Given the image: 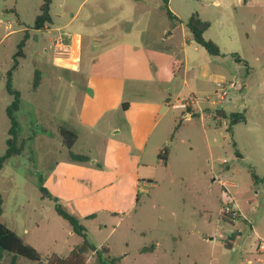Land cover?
<instances>
[{
    "label": "rangeland",
    "instance_id": "obj_1",
    "mask_svg": "<svg viewBox=\"0 0 264 264\" xmlns=\"http://www.w3.org/2000/svg\"><path fill=\"white\" fill-rule=\"evenodd\" d=\"M42 3L43 0H0V75L6 77L5 71L11 69L23 38L21 32L8 33L21 28L35 31L33 25ZM52 3L54 24L48 31L32 32L24 47L25 57L17 58L20 64L13 72V87L21 93V106L15 114L21 153L11 157L0 172V192L4 199L0 222L40 253L41 264L54 257L68 258L81 239L57 214L54 202L43 197L40 187L45 185L54 164L69 161L70 151L86 150L83 138L76 150H69L60 133L62 128H77L76 116L86 92V76L82 66V73L72 72L73 67L61 61L76 57L66 48L64 37L54 42L50 38L58 34L53 29L65 26L73 14L79 15L75 26H81L79 19L97 9L99 13L94 21L109 26L127 4L123 0H52ZM65 4L70 9H65ZM147 5L149 17L136 22L139 28L147 26L155 39L160 38L161 31L173 25L167 17L170 5H163L162 0H150ZM171 8L182 16H191L198 9L210 20L216 18L210 9L203 11L198 0H172ZM212 22L210 35L215 37L219 34V24ZM10 24L13 28L6 29ZM72 27L63 32H69ZM187 35L191 36L190 31ZM184 41L176 36L167 42L149 39L148 43L181 46L182 52L176 50L173 63V70L177 71L186 55L192 66L201 62L203 50L199 47L197 51L195 43ZM57 52L62 54L56 55ZM235 52L249 58V70L243 69L234 76L223 62L218 73L226 76L227 83L223 88L214 84L218 94L198 95L193 116L186 112L191 106L169 112L151 140V149L146 154L149 166L142 173L146 183L137 196L129 182L120 192L106 186L97 193L81 194L82 200L87 198L86 203L101 205L96 217L80 221L89 240L99 246L98 250L108 248L109 254L104 255L108 261L117 258L114 264H264L259 260L264 257V251L261 252L264 245V39L252 35L249 46L240 43ZM83 53L82 65L87 59L85 48ZM257 54L261 56L258 58ZM55 58L60 68L54 65ZM37 72L41 83L34 90ZM177 81L183 85L182 75ZM188 81L193 82L192 75ZM231 82L242 88L230 87ZM11 102L12 96L1 89L0 154L7 149L10 120L4 108ZM233 113L242 114L245 121L231 125ZM179 120L182 123L173 133V124ZM162 135L167 136L163 142ZM166 148L164 164L158 156ZM227 202L232 211L229 214ZM62 205L73 212L69 205ZM157 244L151 254V247ZM85 260L87 264H99L95 252H88ZM0 264L37 263L3 251Z\"/></svg>",
    "mask_w": 264,
    "mask_h": 264
},
{
    "label": "crops",
    "instance_id": "obj_2",
    "mask_svg": "<svg viewBox=\"0 0 264 264\" xmlns=\"http://www.w3.org/2000/svg\"><path fill=\"white\" fill-rule=\"evenodd\" d=\"M123 1L127 3L125 10L121 5H115L116 8L121 6L123 11L113 24L107 26L95 22V14L99 13L97 9L79 19L81 26H75L79 15L73 14L71 21L65 26L53 29L58 34L50 38L54 42L64 37L66 48L70 52L72 50L76 57L62 58L61 61L69 63L74 69L72 72L82 73V66L86 76L87 88L76 116L77 128L71 129L78 136L72 149L76 150L77 143L82 138L86 143V150H76L73 153L90 157V162H73L69 158L67 163L54 164L44 188L62 203L69 205L72 214L80 219L90 220L92 218L88 217L91 215L96 217V211L101 208V205L86 203L87 198L82 200L81 194L97 193L100 192L99 189L107 188L106 186L120 192L125 188L126 182H129L137 196L146 183L142 173L149 166L146 154L151 149L153 136L170 111L182 110L173 105L187 103L194 112L193 105L198 102V95L218 94L219 89H214V84L217 88H223L227 83L226 76L218 73L223 62L227 71L234 76L240 75L243 69L249 70V58L235 52L238 45L243 43L249 46L252 35H260L264 39V0H198L203 11L210 9L215 14V20H210L201 10H196L203 21H209L210 27L204 36L217 44L221 55L210 56L204 48L195 44L197 51L199 47L203 50L201 62L192 66L186 55L184 61L182 57L181 68L174 71V57L177 49L182 52L181 46L151 45L148 40L167 42L181 36L194 44L192 34L187 35L189 30L186 22L190 16H182L171 8L172 0H162L163 5L165 2L168 7L170 5L169 9L178 21L172 20L173 25L161 31V37L165 38L155 39L147 26L139 28L136 22L137 19L149 17L150 8L147 3L150 0ZM65 9H70V6L65 4ZM163 13L166 14L164 9ZM238 13L241 16L239 20ZM51 17L53 18L52 14ZM212 21L219 24V34L215 37L210 35L214 25ZM51 24H54V19ZM51 24H47L41 31H48ZM69 26H73L72 29L64 33L63 29ZM11 27L13 28L10 24L6 29ZM25 31L30 32V37L32 32H41L21 28L8 34L21 32L24 37ZM7 36L6 34L4 38ZM84 48L87 59L82 65ZM260 56L261 54H257L258 58ZM57 59L55 58L54 65L60 68ZM179 75H182L183 85L177 81ZM190 75L193 77L192 83L188 81ZM0 79V90L6 89V77L0 75ZM235 86L237 87V83H230V87ZM239 88L242 86L237 87ZM123 104L128 105L126 109ZM7 106L4 108L5 113ZM175 126L173 124V133ZM161 137L162 142L167 139L165 135ZM132 206L133 204L130 208ZM156 247L158 244L152 246L149 252L152 254ZM262 254L264 256V252Z\"/></svg>",
    "mask_w": 264,
    "mask_h": 264
},
{
    "label": "trees",
    "instance_id": "obj_3",
    "mask_svg": "<svg viewBox=\"0 0 264 264\" xmlns=\"http://www.w3.org/2000/svg\"><path fill=\"white\" fill-rule=\"evenodd\" d=\"M167 3L165 2V5ZM51 5L52 0H43L42 5L39 9V14L36 16L33 29L35 31L43 30L47 24L52 23L51 17ZM167 8V7H166ZM167 15L169 19L178 21V19L174 16V14L167 8ZM186 27L192 34L193 42H195L196 46H200L206 50V52L210 56H220L221 50L217 47V44L211 40L205 38L204 34L209 29L210 23L203 21L199 15L195 12L193 13L190 18L186 22ZM30 34L29 31H25L24 37L21 42L18 44V51L16 52L13 65L9 71L6 73V90L10 96H12V102L6 109L7 116L10 120V128L8 130V139L6 141L7 149L3 154H0V172L4 168L6 162L13 156L19 155L21 153V148L18 147L17 139L19 133V123L16 119V112L19 111L21 106V93L20 91L14 89L13 87V72L19 66V60L17 58L25 57L24 47L26 46V42L29 40ZM41 83V80L38 78V72L35 74L34 82H33V89L36 90ZM127 104H123V108H127ZM186 112L190 115H194L191 108H187ZM244 116L240 113H233L231 114V125H236L240 122H244ZM182 121L179 120L176 123L174 128V133L177 131L179 126L181 125ZM62 137L65 140V143L69 150L75 144V140H77L78 136L75 131L70 129L62 128L60 131ZM172 134L171 137H173ZM167 148L164 151V154H160L158 157L162 159L164 164L167 162ZM69 158L73 162H81L86 163L90 162V157L81 154H75L73 152H69ZM100 167V165H99ZM40 191L44 198L51 199L55 204V210L59 216H61L64 220H66L72 228V232L81 239L78 246L70 253L68 258L65 259L54 257L47 261V264H87L85 260V255L88 252H95L97 254L99 264H114V262L118 261L119 259L113 258L109 261L104 257V255L108 254L107 249L98 250L97 246L89 240V237L86 232L85 226L81 223L80 218H78L75 214H72L62 205L59 198L53 196L49 193L47 189L44 188L43 185L40 187ZM138 199V198H137ZM3 195L0 192V218L3 214ZM95 215H91L88 218H93ZM7 251L12 253L15 257H23L28 259L34 263L41 264L42 257L40 253L31 245L25 243L18 234H16L13 230L9 229L3 223L0 222V259L2 257V252Z\"/></svg>",
    "mask_w": 264,
    "mask_h": 264
},
{
    "label": "built area",
    "instance_id": "obj_4",
    "mask_svg": "<svg viewBox=\"0 0 264 264\" xmlns=\"http://www.w3.org/2000/svg\"><path fill=\"white\" fill-rule=\"evenodd\" d=\"M65 53H67V52H65ZM57 54H62V52H57L56 55ZM173 107L174 108L186 109L188 107V104L187 103H181L180 105H173ZM224 195H225V198L228 197L227 194H224ZM226 205H227L226 212H227V214H229L232 211H230V209H229V203L228 202L226 203ZM263 251H264V245L263 246L261 245V252H263ZM260 261H261V263H264V258L260 259Z\"/></svg>",
    "mask_w": 264,
    "mask_h": 264
}]
</instances>
